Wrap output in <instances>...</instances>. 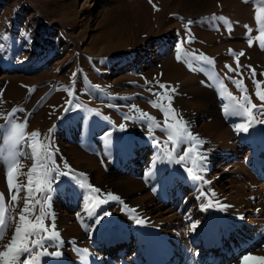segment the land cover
<instances>
[{"label": "bare ground", "instance_id": "6f19581e", "mask_svg": "<svg viewBox=\"0 0 264 264\" xmlns=\"http://www.w3.org/2000/svg\"><path fill=\"white\" fill-rule=\"evenodd\" d=\"M247 6L248 9L250 6L249 14L243 26L224 27L228 38L210 46V55L214 58L212 64L197 60L191 64L195 70H190L187 65L170 68V78L181 80L175 91L176 104L183 118L190 123L189 131L203 141L198 149L182 144L173 152L171 142L165 147L163 142L167 141L168 137L157 126L152 127V135L160 143H153L149 136H138L149 134L148 124L125 118L128 97L131 102H142L136 92L127 95L120 91L116 97L115 108L100 107L97 113L90 110L87 113L80 110L69 113V109L67 112L63 109L64 113L61 112L57 116L58 124L53 132L47 135L45 144H49L48 151L52 154L55 168L61 173L52 174L55 179L52 181V191L48 193V198L51 226H55L54 229L61 240L62 252L59 257L48 252L49 255L39 258L40 264H80L78 259H75L78 252H71V248H68L71 243L82 250L86 249V256L93 264H108L107 260L112 255L118 256L113 264H256L252 260L245 262L244 257L264 256V138L260 139L263 148H260L259 157L262 160L258 159L263 162L254 167L257 179L250 181L249 185L247 182L242 184L234 181L232 177L221 176L214 182L225 187L227 192L217 191L218 187L210 182V175L201 176L198 185L191 186L188 169H193L194 163L189 157L185 160L179 159L184 149H190L188 156L195 153L196 159L198 153H203L206 156L205 165L211 163L210 167L213 162H220L231 154L240 152L246 145L251 147V141L248 140L250 126L246 114L225 113V106H228L229 110L238 108L245 96L251 101L253 98L260 100L256 96L257 85L259 91L264 88V59L261 58H264V33L259 30L255 18L257 9L263 7V3L257 0ZM142 10L143 7L139 6L134 14L135 20L131 24H124L119 28L118 34L110 37L115 38L117 42L108 44L104 49L97 48L95 41L93 44L91 40L85 45L86 50L101 54L103 51L111 52L113 49H122L129 45L131 41L125 36L133 27H149V20ZM246 25L248 27H245ZM202 36L210 38L206 34ZM84 37L86 35H83V40ZM163 39L162 37L152 40L149 37L135 47L134 49H139L141 56H144L137 58L139 55L135 53L128 56L132 61L126 66L128 73L137 75V72L152 60V53H155L156 49L161 50ZM249 40L252 41L251 46ZM230 50H233L232 54L229 53ZM234 50H237V53L243 50L244 54L237 58L239 54L236 55ZM215 53L218 56H215ZM210 55L208 54V58ZM226 66L233 71H229ZM46 76V73H40L31 78L40 80ZM233 81L241 82L247 91L241 92ZM127 85L129 84L123 83L117 88L124 89ZM246 106L248 104L245 102ZM93 114L99 123L89 121ZM239 116L241 123L236 122ZM121 124L125 126L123 130L126 133L116 140L113 131L116 127L120 128ZM33 125L32 122V125L28 126L25 135L34 130ZM238 125H245L248 130L241 131ZM105 132H110L111 135L105 137ZM23 148L27 152L31 151L27 146ZM20 149V146H17L18 155ZM18 155L16 158L19 161V171L26 173L32 160ZM94 155L101 156L105 162L110 159L115 164L107 167L106 177L97 175L101 167ZM65 164L72 170L68 175H63L69 172L65 170ZM164 168L169 171L163 172ZM6 169L7 164L3 166L0 163L1 187L6 179ZM78 170L91 179L94 185L106 188L104 197L107 198V193L119 197L118 200H108V205L114 201L124 204V216L114 220L115 229L113 228L112 232L104 233L100 228L101 223H96L100 216L97 208L94 209L93 215L89 216V212L83 207L82 204L90 211L89 206L92 204L87 192L80 187L79 181L85 179H81L76 172ZM242 174L243 172L237 173V176L242 178ZM17 180L22 188L27 183L25 175H19ZM186 186L191 188L188 202L185 204L188 208L186 215L189 224L183 228L173 222L158 227L150 226L149 222L154 218H163L164 214L172 211L179 197L186 194ZM25 195V191L19 193L21 199L14 207V216L17 219ZM35 210L36 208L29 217L32 222L36 215ZM137 220L141 223H137ZM193 224L196 225L194 229ZM13 231L14 227L10 231L11 234ZM138 235L142 240V247L138 250L141 259L139 262L136 260L122 263L123 259L119 260L120 255L129 250L131 240L134 242L133 248H136ZM195 242L197 248H193Z\"/></svg>", "mask_w": 264, "mask_h": 264}, {"label": "rangeland", "instance_id": "374dc122", "mask_svg": "<svg viewBox=\"0 0 264 264\" xmlns=\"http://www.w3.org/2000/svg\"><path fill=\"white\" fill-rule=\"evenodd\" d=\"M250 4L251 2L245 3L244 0H151V2L150 0H0V76H2L0 77V125H5L4 128H0V163L3 166L7 164L9 155V146L4 142V134L8 127L4 117L14 108L18 109L14 116L15 122L23 123L25 118L27 119L28 123L24 132L33 122V131L40 133L37 141L43 144H45L47 135L51 134L58 124L59 117L57 116L61 112H67L69 109V113H73L75 110L83 111V113L90 110L97 113L96 111L100 107L115 108L116 97L120 91L127 95L136 92L142 101L138 104L131 102V98L128 97L125 116L146 123L148 126L151 123L152 127L157 126L159 122L161 124L165 120L163 112L160 108L152 107L149 101H156L166 109L168 108V99L158 100L154 93L161 95L165 93L166 89L159 87L161 83L171 86L175 90L180 84L181 80L170 78L171 66H189V64L195 63L197 61L195 57H199L201 54L208 58L210 46L228 38L224 27L243 26L250 9V6L248 9L247 5ZM139 6L143 7L142 13L146 14L150 24L147 28L133 27L131 32L129 31L125 36L131 41L129 45L122 49H113L111 52L103 51L101 54L86 50L85 45L91 40L93 44L95 41L94 45L97 48L104 49L108 44L117 42L115 38L110 37L118 34L119 28L124 24H131L135 20L136 15L134 14ZM221 17L223 19H220ZM204 34L209 35L210 38H204L202 36ZM83 35H86L84 40L82 39ZM149 37L152 40L164 38L161 50L156 49V52L152 53V60H149L150 62L146 63V66L137 72V75L128 73L126 66L132 63L128 56L134 53L139 55L137 58L144 56V54L141 56L139 49L134 48ZM178 46L181 56L179 60L177 59ZM234 51H236V55L239 54L237 58L242 57L240 53H243V50L239 53L237 50ZM217 53L214 55L218 56ZM229 53L232 54L233 50ZM209 59L214 60L211 55ZM40 73H46V78L43 77L40 80L31 78ZM74 73L75 76H73ZM131 79L133 80L130 81ZM123 83L129 85L124 89L117 88ZM65 89H67V93H64ZM69 91L74 95L70 97ZM261 92L264 93V88ZM169 95L172 96L171 107L178 115L176 119H173L170 114L168 123L176 124L179 117L183 118V115L174 99L175 93H169ZM69 100H72L71 105L67 103ZM251 104L257 106L253 110L254 117H249L246 114V118L251 119L248 138L251 141V147L246 145L240 149V152L231 154L220 162L212 161L213 164L210 167L211 163L197 169L194 164V173L199 176L210 175V182L212 181L213 186L218 187L217 191H228L221 184L214 182L221 176L232 177L234 181L242 184L247 182L249 185H251L250 181L258 177L254 167L263 162L258 159L262 160L259 156H261L260 148H263L260 145V139L264 138V123L261 122L264 121V115H260V110L264 109V102L253 98ZM132 106H135V109ZM246 107H251V105ZM141 112L156 119L154 121L138 119ZM239 118L236 122L241 123V116ZM183 120L186 122L184 118ZM89 121L99 123L94 114ZM160 126L163 127L164 123ZM50 129L51 132H49ZM123 133L126 131L116 127L113 137L118 140ZM138 136L148 137L150 134ZM183 144L190 146L192 142L186 140ZM20 151L27 152L25 148ZM18 156L20 157V155ZM94 156L101 167L97 175L106 177L107 167L115 164L110 159L105 162L103 158H100L101 156ZM188 157L193 163L199 158L197 156L195 159V153ZM164 169L166 171L162 170L163 172L169 171ZM65 170L69 171L68 168ZM241 171L244 175L242 178L237 176V173H242ZM76 172L79 173V170ZM84 175L83 178L80 176L81 179H85L79 181L80 183H86L101 190V194H96L91 192V187L83 188L92 204L89 206L90 211L97 208L100 212L99 217H103L100 222L101 230L104 233L112 232L115 227L114 220L124 216V204L120 201H114L110 205L107 204L108 202L98 203L99 200L107 199L104 197L106 188L94 185L93 181ZM107 178L114 179L113 177ZM189 181L191 186L198 185L200 182V180L192 179L191 176ZM185 190L186 194L179 197L171 212L164 214L163 218H154L149 222V225L158 227L168 222H173L181 228L188 225L189 221L186 215L188 208L185 204L188 202L187 197L191 188L186 186ZM0 193L5 194V207H9L10 193L6 179H4L3 186H0ZM37 196L42 203L36 206L33 222H35V217L40 215L41 207L44 206L45 198L39 193ZM17 202L11 204L10 211L13 216ZM48 205L46 212L50 214L46 215L43 223L48 227V232L45 234L50 236L53 231L50 198H48ZM82 205L89 212L87 207ZM105 212L109 215L105 216ZM111 224L113 227L109 226ZM11 229L8 230L4 243L11 238ZM138 238L135 249L133 248L134 242L131 240L129 250L122 256L120 255L119 260L122 258V263L123 261L136 260L139 262L141 259L138 250L142 247V240L140 235ZM32 239H39V237H32ZM59 240L60 238L46 241L47 251H60L61 240L60 242ZM56 245L60 246L56 247ZM197 247L195 242L193 248ZM68 248H71V252H78L75 256L78 263L88 264L90 262L86 253L73 243ZM0 250L3 249L0 248ZM35 251L42 252L43 249L37 248ZM117 257L112 255L107 260L108 264H113Z\"/></svg>", "mask_w": 264, "mask_h": 264}, {"label": "snow or ice", "instance_id": "6c2138e0", "mask_svg": "<svg viewBox=\"0 0 264 264\" xmlns=\"http://www.w3.org/2000/svg\"><path fill=\"white\" fill-rule=\"evenodd\" d=\"M151 2V0H150ZM245 3L248 2H257V0H244ZM260 3H264V0H259ZM155 7V6H154ZM262 14H264V7L258 8L256 13V21L259 26V30L264 33V20H262ZM220 19H223L222 17ZM191 23V21H189ZM245 27H248L247 25ZM251 31V29H249ZM252 41L249 40V45L251 46ZM231 51V50H230ZM180 48L178 46V55L177 59H181L179 54ZM243 55V53H240ZM197 60H201L206 62L207 64H212V60L205 57L201 54L199 57H195ZM239 66V65H238ZM229 67V66H226ZM190 70H195L192 68V65L189 64ZM229 71H233L229 67ZM255 76V72H253ZM75 76V73L73 74ZM146 83H148L146 81ZM236 84L237 88L241 92H246L241 82L233 81ZM161 89H166L165 93L161 95L160 93H154L157 96L158 100L168 99L169 106L166 109L162 104L156 101H149L152 107L160 108L163 112L165 120L164 126L161 127L160 124H157V127L160 131L167 135L168 140L164 141L165 147L168 146V143L171 142L172 150L175 152L177 148L181 144H183L186 140L191 141L192 144L190 148H199V146L203 143L197 136L193 135L190 131V123L185 122L182 117H179L176 124H169L168 119L169 115H172L173 119H176L177 113L175 109L171 107V100L172 96L169 93H175V88L171 86H166L164 84H159ZM223 84L221 83V88L223 89ZM257 92L256 96L264 102V93L259 91V85H257ZM67 91V89H65ZM149 91H152L149 89ZM68 95L71 97L74 95L73 92L69 91ZM230 96V94H229ZM231 99H235L231 97ZM245 102L251 107H245ZM68 104H72V100L67 101ZM135 109V106H132ZM257 106L251 104V100L249 97L245 96L243 100L240 102L238 108H233L229 110L228 106H225V113L226 115H245L247 114L249 117H254L253 110L256 109ZM18 109H12L7 115L4 117L5 124L8 125L4 134V142L9 146V155L7 158V169H6V183L10 193V202L9 207H5L6 197L4 193H0V264H40L39 258L42 256L49 255L47 251V244L45 243L51 239H59L58 234L54 230V225L51 227L53 231L51 235H46L45 233L48 232V227L45 226L43 223L46 215L50 213L46 212V208L48 205V193L52 191L51 184L52 181L55 179V176L52 174L55 172L56 175H60L61 173L55 168L54 161L52 160V154L48 151L49 144L39 143L37 138L40 136V133L37 131H32L30 134L25 135L24 129L27 127V119L23 123H16L14 120L15 113ZM260 115H264V109L260 110ZM126 119L128 117H125ZM138 119H145L148 121H154L156 118L149 116L147 113H140V116L137 117ZM264 123V121H261ZM248 125H251V119L248 121ZM5 125H0V128H4ZM124 125L121 124L120 128L123 130ZM239 130L247 131L248 127L245 125H238ZM52 130L50 129L49 132ZM153 128L151 123H149V138L152 139L153 143H160L157 141L155 136L152 135ZM111 135L110 132H105L104 136L109 137ZM17 146H20L22 149L24 146H27L31 149L30 152H23L20 151V156H26L28 159L32 160L31 167L28 169L26 173H22L19 171L18 165L19 161L17 157ZM190 149H184L183 155L179 156L180 160H185L186 157L189 155ZM171 155V154H170ZM198 159L194 161V164L197 169L205 166L206 156L203 153H198ZM65 168L69 169V172L63 173V175H68L72 170L69 165L65 164ZM189 175L192 179L200 180L202 179L201 176L196 175L193 169H188ZM19 175H25L27 177V183L23 185V188L20 186L17 177ZM83 177V174H80ZM34 185V187H33ZM81 188L91 187L86 183L80 184ZM21 191H25L26 195L22 198L23 200V207L17 213L18 219L16 216L11 215V204L17 202L20 198L19 193ZM91 192L96 194H101V190L96 187H91ZM37 193L40 196H43L45 199L43 201V205L40 209V215L35 217V222L30 220V216L32 211L36 208L37 205H40L41 199L36 195ZM106 200H99L98 203H106L107 200H118L119 197L113 195L112 193H107ZM98 206V205H97ZM211 206V205H207ZM223 207V206H221ZM94 209L89 211V216H92ZM7 214V215H6ZM105 216L109 215V213L105 212ZM103 217H98L96 219V223L99 224ZM137 223H141L140 220H137ZM14 227V231L11 234V238L7 240L6 243L3 241L5 240V236L10 228ZM196 227L195 224L192 225L194 229ZM32 237H39V239H32ZM56 247H59L56 245ZM37 248H42L43 251H35ZM84 253L87 250H82ZM50 255L59 257L61 255L60 251H53ZM249 260L255 261L256 264H264V256H246L244 257V261L247 262Z\"/></svg>", "mask_w": 264, "mask_h": 264}]
</instances>
